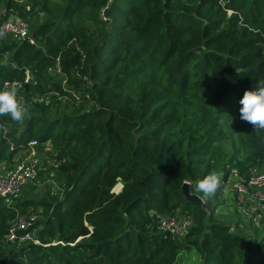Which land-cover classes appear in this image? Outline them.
<instances>
[{"label":"trees","instance_id":"16d2710c","mask_svg":"<svg viewBox=\"0 0 264 264\" xmlns=\"http://www.w3.org/2000/svg\"><path fill=\"white\" fill-rule=\"evenodd\" d=\"M1 4L0 27L28 17L36 44L0 39V90L17 82L41 113L0 117V162L51 141L66 191L56 202L0 196V264H177L194 249L202 264H264V219L246 239L215 213L224 181L207 208L182 192L212 171L249 176L264 165V130L240 119L245 91L264 80V0H93L92 14L82 0ZM58 66L91 110L47 116L56 94L77 100L52 75ZM37 209L42 244L7 250L16 214ZM152 211H180L194 225L182 239L163 234Z\"/></svg>","mask_w":264,"mask_h":264},{"label":"built area","instance_id":"2783aa9c","mask_svg":"<svg viewBox=\"0 0 264 264\" xmlns=\"http://www.w3.org/2000/svg\"><path fill=\"white\" fill-rule=\"evenodd\" d=\"M5 25H7L6 39L13 41L27 40L31 44H36V39L30 31L29 20L26 21L22 17L12 16ZM30 81L31 73L26 72L25 82ZM5 87H15L18 90L20 85L17 82H7ZM18 97L24 104H28L23 96L18 95ZM37 101L42 102L43 99ZM28 145L30 152L24 161L16 163L3 160L0 162V196L6 198L8 204H12L14 201L12 197L20 196V193L25 188H29L30 184H43L45 168L48 167L49 170H52V167H55L53 161H47L45 155L43 156L40 153V148H43L48 154L51 153L49 151L53 146L51 141L39 142V140H32ZM54 159L60 160L61 158L59 156ZM218 175L224 181L223 189L226 187L236 191L240 211L251 218L252 228H261L264 219V165L263 167L252 168L249 176L240 174L236 168L231 169L227 176H224L223 172H218ZM41 212L40 209H37L16 214L4 238V246L7 250L28 243L42 244L38 236L41 227L36 225L41 218ZM153 215L160 221L158 227L163 234L171 233L175 236H186L194 225L193 217L182 215L180 211L170 215L154 211ZM230 226L232 227V225ZM231 231H234L233 228H231ZM250 238L254 237L250 236Z\"/></svg>","mask_w":264,"mask_h":264},{"label":"rangeland","instance_id":"374dc122","mask_svg":"<svg viewBox=\"0 0 264 264\" xmlns=\"http://www.w3.org/2000/svg\"><path fill=\"white\" fill-rule=\"evenodd\" d=\"M82 2L84 3L83 5L86 7L85 12L87 14H92V12H90V8H87V6L90 5L93 2V0L92 1L91 0H82ZM2 6H4V4H1V6H0V13L4 10V8ZM102 10H103V8L100 10L99 14H100V16H102L101 18L103 20H105V19H107V15L105 14L106 10L103 13H102ZM33 12H34V16H36V18H37L38 23H42V22L45 23L47 21V19L45 18V15L43 14L44 13L43 10L34 9ZM229 14H231V12H229ZM22 19L26 20V21L29 20L28 17H25V18L22 17ZM84 22L90 26L93 24L90 21H88L87 18H85ZM91 29H94L93 26L91 27ZM11 56L12 55H10V57ZM50 70H52V69L50 68L49 71ZM26 72H30V70H26ZM52 75L57 80L63 82L64 89L71 91L77 100L75 102L74 99H72L71 96H69V95L63 96L60 93L56 94L55 95L56 97H54V100H53V106L47 115V116H49V118H57L59 116H62L65 113H68V112L73 111L75 109H76V111H78V110H80V108H82L83 104H84L85 109L87 111L91 110L93 108L94 104L92 101L86 102V101L79 100V97L84 94V89L79 87V88H77V90H75V88L73 86L67 85V83L65 82V78L63 76V73L61 72L60 66L56 67L55 70H53ZM32 78H33V76L31 75V80H32ZM83 84L85 85V87L91 89V83L90 82H88V83L84 82ZM5 88L6 87L4 86L2 89H5ZM23 95H25V94L23 93ZM38 99H41V98H37V100ZM51 99L52 98L49 97L43 101H45L48 104L49 102H51ZM26 107L29 109V111L32 112V115H39L41 113V112H39L38 109L35 110V108L32 107L31 105L26 104ZM20 130H22V128H20ZM66 149H68V148H66ZM49 151L51 153L48 154L47 151H44L43 148H40V153L43 156L45 155V158L47 161H53L55 167L52 170H49L48 167L45 168V173L43 176V180H44L43 184L38 183V184L32 186L31 188H25L20 193V196H22L21 198H25L28 196L32 197V196L38 195L39 198H41V199L43 197H47L50 201L56 202L59 199H61L63 197V195L65 194L66 186L62 184L61 173L58 169H56V167H58V165H57L56 159H54V158H58L60 155H63V153L58 152L59 150L56 149L55 146H52V148ZM29 152H30V150H29V145H28L24 149H21L20 151H18L13 156V158L11 160H7V159H5V160L10 161V162L20 163L26 159V157L29 155ZM8 154H10V151L8 152ZM121 189H122V187L117 189V186H115L113 188V192L119 193L121 191ZM215 213L218 216V218H220L222 221L226 222L229 225H232L231 228H233L234 231L235 230H241L244 233V236L246 239L250 238V236H254V233H253L254 229L252 228V226L250 224L251 218L246 216L244 213H242L240 211V203L236 197V191L230 190V188H226V187L222 190V194L220 196V201L216 205ZM152 214H154V211H152ZM181 214L186 215L182 212H181ZM166 215H170V214H166ZM40 219H42V214H41ZM156 222H157V224L160 222V221H158V218L156 219ZM237 224H239L240 228H237ZM263 232H264V228H262V233ZM177 236L181 239L186 237L185 235H182V236L177 235ZM179 258H180V260L177 264H202V259H201L200 255L196 249L182 252L181 255L179 256Z\"/></svg>","mask_w":264,"mask_h":264},{"label":"clouds","instance_id":"9594fccd","mask_svg":"<svg viewBox=\"0 0 264 264\" xmlns=\"http://www.w3.org/2000/svg\"><path fill=\"white\" fill-rule=\"evenodd\" d=\"M6 34L7 25H4L0 27V39ZM240 104V119L251 124L257 131L264 130V80L256 81V90H246ZM28 114L29 109L18 97L15 87L0 90V117H9L14 122L22 123ZM0 131L6 132L4 129ZM186 185L190 189L188 195L198 198L201 202H206L215 196L221 186V178L215 171H212L199 179L194 188L191 183L186 182ZM121 187H123L122 183Z\"/></svg>","mask_w":264,"mask_h":264},{"label":"water","instance_id":"95a60500","mask_svg":"<svg viewBox=\"0 0 264 264\" xmlns=\"http://www.w3.org/2000/svg\"><path fill=\"white\" fill-rule=\"evenodd\" d=\"M107 9V7H104L103 10H102V13ZM102 17V16H101ZM186 182L187 183H190L188 181H185L183 186H182V192H183V195L184 197L191 201V202H195V203H199V204H202L204 206V208H207V204L205 202H201L200 200H198V198L196 197H192L190 195H188V193L190 192V189L188 188V186L186 185Z\"/></svg>","mask_w":264,"mask_h":264}]
</instances>
